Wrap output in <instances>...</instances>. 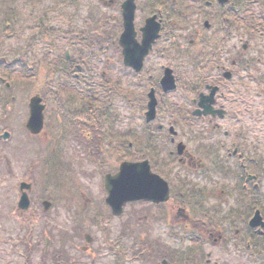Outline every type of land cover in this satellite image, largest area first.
Here are the masks:
<instances>
[{"label": "flooded vegetation", "instance_id": "obj_1", "mask_svg": "<svg viewBox=\"0 0 264 264\" xmlns=\"http://www.w3.org/2000/svg\"><path fill=\"white\" fill-rule=\"evenodd\" d=\"M21 2L26 24L25 34L29 35L27 32L31 27L33 33L22 42L20 57L6 60L7 68L40 76V86L35 94L41 96L45 105L52 102L62 107V117H73L68 125L70 133L74 134L77 128L91 150L87 157L103 160L96 165V170L103 173L102 187L104 176L119 170V109L115 100L133 103L141 113L136 120L139 122L136 126L141 129L133 131L132 144H129L132 161H147L152 173L159 175L167 184L169 193L165 200L158 196L151 200L137 198L128 205H147L150 208L142 209L138 217L146 221L147 231H153L158 223V226L166 228L165 234L169 239L182 238L188 243L181 247L165 248V252H161L162 255L151 264H256L257 260L264 264V231L258 232L256 228L249 226L252 213L249 206L251 181L247 179L248 165L245 159L239 157L238 151L233 154L229 152V148L221 159L218 153L220 147L216 143L209 144L210 149L203 152V139L212 141V136L217 135L215 131L219 123L210 115L194 117L191 113L197 107L199 94L206 90L207 83H204V79L207 75L191 73L183 80L180 73L173 72L178 85L176 93L182 101L180 103L169 100L168 96L174 92L164 91L161 85V77L168 65L175 70L194 59H197L195 62L200 68H205L207 74L211 69L218 70L219 73L214 78L221 86L229 82L221 77L222 70L218 69L221 65L220 52L217 48L213 52L211 50L213 37L218 34V24L215 25V22H219L218 0ZM129 18L131 29L125 28V20ZM205 20L208 22L207 28L203 27ZM92 30H100L99 38H92ZM127 41H131L132 47H126ZM36 53H39V57ZM125 53L134 61L139 58L142 61L138 71L126 67L131 74L132 86L122 81L124 76H119V69L125 67ZM94 75L100 82L91 81ZM112 78H115L117 87H108L110 96H105L106 102H92V85L106 86L103 84L108 80L111 83ZM50 81H53L56 89L48 86ZM211 81H214L213 77ZM153 94L157 101L155 118L147 120L144 108L149 95ZM216 97L217 104L221 106L217 101L219 96ZM11 98L14 99L13 96ZM94 98L98 96L95 95ZM24 99L23 112L27 119L26 95ZM172 104L179 112L174 116L170 114ZM114 124L113 130L111 128ZM204 153L212 155L210 159L217 167H213L214 171L229 177L234 184L237 181L238 187L232 188L237 191L233 203L237 202L239 208L233 209L227 217L221 216L223 210L220 208L221 199L226 196L224 189L216 187L217 192L212 190L216 204L207 206V203L201 202L204 189L197 188L198 184L194 185L190 188V194L198 201L193 202L188 194L183 196V185L180 184L179 176L174 174V170L183 168L196 171L197 180L203 177L210 186L216 185L214 179L210 182L208 171L202 166ZM107 158L114 161L107 163ZM236 158H239L237 167ZM221 165H224V171L220 169ZM183 172L185 171H179ZM26 175L27 173L23 175L24 181L33 183L32 178ZM189 185H193V182H189ZM105 196L106 194L103 196V203ZM82 197L84 203L89 202L90 199L85 194ZM194 209L199 213L196 216H193ZM108 210L110 211L109 208ZM150 210L153 214L147 213ZM224 220H227L226 223ZM93 242L94 240L90 245H81L80 249L85 252L88 249L93 254ZM118 243L119 264H133L137 261L136 256L142 260L141 252H137L136 248L121 246L120 240ZM208 245L213 248V252H206L204 248Z\"/></svg>", "mask_w": 264, "mask_h": 264}, {"label": "rangeland", "instance_id": "obj_2", "mask_svg": "<svg viewBox=\"0 0 264 264\" xmlns=\"http://www.w3.org/2000/svg\"><path fill=\"white\" fill-rule=\"evenodd\" d=\"M9 9H11L12 13L14 11V15L19 20V24L14 27V30L9 31L11 33L10 37H7V32L2 27L4 24L0 26L1 58L4 55L15 54V48L21 46L20 42H24L25 39L29 38V35L24 34L26 24L23 19L24 10L21 0L0 1V23H3V21L7 20L5 18L10 16ZM31 33H33L32 29H30ZM262 40L258 36L252 38L251 33L249 32V35H247L242 28H233L230 39L224 43L226 52L223 57L229 58L232 54L237 53V55L242 54L248 59L252 56H254L253 59H256L260 52L264 56V50L258 51V49L264 48V42L262 43ZM242 42H248L247 52L242 50ZM36 56L39 57V53H36ZM42 64H46L47 66L45 62ZM168 67L171 66L168 65ZM251 67L252 69L247 72H244L242 68H237L236 76L231 82L233 86L230 84V86L227 88L225 86L222 90L223 93L221 94L222 97H220L219 102L228 111V117L220 122L217 120L218 123H221V126L215 131L217 135L212 136V141L210 139H203V146L201 143L200 145L203 147V152H205L210 149L208 147L209 144L216 143L220 147L219 155L222 159L226 155V149L228 147L231 148L229 144L234 141V135L241 134L240 136L243 139L240 140H243L242 142L246 143L251 150L250 154H245L247 157L246 164L248 165L247 171L257 176L255 185H257L258 189L256 191L253 190L250 196L251 203L254 207L260 206L259 208L264 214V83H261L262 81L264 82V78H262L264 61L255 65L251 64ZM46 68L48 69V67ZM171 68L173 69V67ZM117 69H119V66ZM124 71L126 70L119 69V73ZM173 72L175 74L180 73L182 76L184 75V80L186 75L189 74V68L185 65L182 68L178 67ZM215 72L216 70H213L212 75H215ZM252 75L261 77L260 80L262 81L259 80L260 83L258 85V81L252 80L253 91L251 92L245 90L240 85V81L241 78H250ZM16 80H20L15 83L16 85L12 89L16 94V102L9 104L10 101L8 99L4 102L0 101V136L4 131L10 132L6 140L0 137V215H17L15 206L18 200V193L16 186L17 182L24 179L25 176L23 175L27 173L26 176L31 177L33 182L31 185L32 192L29 194L31 207L24 212L23 216L4 218L8 221L10 227L16 229V233L19 230L22 231L21 225L26 220L34 227V234L39 236L37 238L39 240L37 243L39 249L36 254H33L30 264H39L45 244V240L43 241L44 232H46V236L49 238V253H52L48 254L46 258L57 262V258L62 257L60 251L66 249L70 264H104L108 259L110 261V256L107 254V251L101 248L104 247L103 243H100V239L106 234H110L111 238L115 234L123 236L119 238L122 241L121 246L134 247L137 252H141L140 259L142 260H139L138 256H136L137 261H134L133 264H151L162 255L161 252H165L163 251L165 248L169 246L181 247L188 245L182 238L169 239L165 234L166 228L158 226V223L155 224L153 231L152 229L147 231L145 229L146 221L138 219L139 215H141L139 212L142 209H150L147 205L127 204L122 215L116 217L110 214L108 208L102 201L105 195L102 187L103 173L96 170V165L100 164L103 160L87 157V153L91 151L89 145L77 128H75L74 134L73 132L70 133L71 129L68 128V125L73 117L70 115L62 117V107L49 102L47 108L55 116L56 120L48 115L46 126L42 129V133L40 132L41 134L39 136L37 135L38 137L33 138L26 134L23 130L25 129L24 123L26 116L23 112L24 104L22 103V95L24 93L27 94L26 97L32 95L33 91L39 87L37 84L39 83V79L37 82L34 80ZM93 81H97L96 75H94ZM122 81L126 85L132 86V79L130 77L124 78ZM244 81L249 84V79L248 81L247 79ZM108 82L103 85L117 87V84ZM238 90L240 91L238 92ZM0 91L3 94L8 93L6 89L2 90L1 84ZM93 93H96L98 96H107L104 89L99 88L95 84L93 85ZM168 99L177 103L182 102L178 98V94L176 95L175 93L174 95L171 94L168 96ZM255 99L257 100L256 105L253 102ZM118 109L119 139L130 135L133 131L135 132L141 129L136 126L139 123L136 121L139 118L138 114L141 113L137 111L133 103L119 101ZM111 129H115V124ZM225 130L232 134L224 137L223 131ZM127 140L132 144V140ZM236 144L241 143L236 140ZM205 147L208 148L205 149ZM259 148H261V152ZM131 152V148L130 150H121L119 146V162L122 159L130 161L132 159L130 157ZM94 155H99V153H94ZM211 156V154L205 155L204 153L201 163L205 170L208 171L207 175L211 178L210 182L212 179L216 181L217 184L213 185L214 187L210 186L208 180L206 181L203 177L197 180L196 171L191 172L183 168L177 171L174 170V174L179 176L180 184L183 185V196L188 194L193 202L198 201L194 200V197L190 194V188L194 185L197 186L198 184L199 187L197 188L204 189V195H201V202L207 203V206L216 204V197L214 198L211 191L217 192L215 190L216 187L224 189L226 196L224 195L225 199H221L224 203L223 209L225 211L223 213L227 210L232 212L233 209L239 208L237 202L233 203L235 190L232 188L235 189V187H238L237 182L235 181L234 184L233 180L229 177L214 171L213 167H216V164L211 161ZM250 157L251 160L249 159ZM113 161L114 159L111 160V158L105 159L107 163ZM227 165L231 166V164ZM223 166H220L222 171H224L222 169ZM179 171L185 172L179 173ZM230 171L232 172V170ZM199 174L202 176L200 172ZM195 178L196 180H194ZM189 182H193V185L188 186ZM218 193L221 194V192ZM82 194H85L90 199L89 202L84 203ZM43 198L48 200L45 202L50 203L45 213L42 212V208L40 207V201ZM240 204L242 207L243 201ZM254 207L251 208L252 212L254 211ZM147 213L153 214V211L150 210ZM84 228L94 236L95 241L92 244V248L97 249L96 254L89 253L90 250L86 254L84 252L80 253V249L76 250L72 248L73 242L68 245V241L72 237H74L75 245L80 246L83 243L82 229ZM79 232L80 237H77ZM179 237H181L180 234ZM18 249L11 248L8 251L9 253L2 250L3 253H1L6 256L5 259L8 264H25L18 258V254L16 253L20 251ZM204 249L206 252H213V248L209 245ZM100 254L107 257H101ZM146 256L148 259H146ZM256 264H260V261L257 260Z\"/></svg>", "mask_w": 264, "mask_h": 264}, {"label": "water", "instance_id": "obj_3", "mask_svg": "<svg viewBox=\"0 0 264 264\" xmlns=\"http://www.w3.org/2000/svg\"><path fill=\"white\" fill-rule=\"evenodd\" d=\"M125 28L131 29V21H125ZM128 48L132 47L131 41H127ZM125 63L138 69L141 65L140 58L134 61L128 57L125 58ZM169 69L166 70L165 76L162 80L164 89L174 88V83L172 77H170ZM216 88H213L209 96L201 97L200 106L204 108V113L211 112V103H213V94ZM40 99L38 97H33L30 100V116L27 122L28 130L35 133L41 129L43 115V105L39 104ZM154 100L151 99L149 103V108L153 111ZM220 112V111H219ZM221 113V112H220ZM221 115V114H220ZM151 117V116H150ZM161 179L157 176H153L146 165L142 161L140 164H135L131 162H123L119 167V172L113 176L107 175L105 187L108 192V197L106 199L107 203L113 208L115 214H120L122 206L127 201H133L137 198H143L146 200H151L153 197L158 196L159 199L167 198V188L161 185ZM164 192V194H163ZM28 205V198L26 194L22 195L20 200V206L26 208ZM251 220L252 225L260 224L259 213H255Z\"/></svg>", "mask_w": 264, "mask_h": 264}, {"label": "trees", "instance_id": "obj_4", "mask_svg": "<svg viewBox=\"0 0 264 264\" xmlns=\"http://www.w3.org/2000/svg\"><path fill=\"white\" fill-rule=\"evenodd\" d=\"M226 6H227V9H223L221 11L223 13L220 18V24L225 25L226 23L234 22L235 27H236L237 26L236 23H239L241 25H244V27L248 30V32L252 33L253 36L257 35L258 32L263 33L264 31V0H229L226 3L225 7ZM240 17H243V20L240 19ZM245 17H246V20H245ZM225 29L227 30L226 27ZM222 32H223V28L221 29V33ZM220 39L222 40V34L220 36ZM251 63L253 65L258 64L257 60L255 59ZM1 69L2 68L0 67V70ZM255 77L258 80V85H259L260 83L259 80L261 79V77L259 76H255ZM262 78H264V73H263ZM261 83H264V82L262 81ZM29 257H30L29 253H25V263L26 264H29V261H30ZM41 257H42L43 262L47 261L45 254ZM52 262H56V261L52 260ZM63 262H65L66 264L68 261L65 258ZM118 262H119V253H117V257L112 263L119 264Z\"/></svg>", "mask_w": 264, "mask_h": 264}]
</instances>
